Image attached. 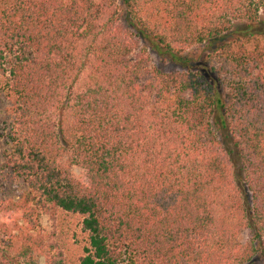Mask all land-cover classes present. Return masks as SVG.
I'll use <instances>...</instances> for the list:
<instances>
[{"label":"trees","instance_id":"obj_1","mask_svg":"<svg viewBox=\"0 0 264 264\" xmlns=\"http://www.w3.org/2000/svg\"><path fill=\"white\" fill-rule=\"evenodd\" d=\"M258 262L264 0H0V264Z\"/></svg>","mask_w":264,"mask_h":264},{"label":"rangeland","instance_id":"obj_2","mask_svg":"<svg viewBox=\"0 0 264 264\" xmlns=\"http://www.w3.org/2000/svg\"><path fill=\"white\" fill-rule=\"evenodd\" d=\"M150 57H151V66L159 67L163 71L172 72V71H178L181 68L177 63L164 60L155 53H150ZM75 172L78 176L82 177V172L79 169H75ZM43 228L46 230L47 235H50L58 239L61 245L65 244L66 242L67 244L66 248L72 247L70 246V244L74 242L73 230L76 229V227L72 223L68 224L67 220L64 217L59 219L58 221H55L54 219L48 216L44 217ZM55 232L56 234H53ZM248 237H249L248 234H246L243 239L246 240L248 239ZM257 264H262V263L258 262Z\"/></svg>","mask_w":264,"mask_h":264}]
</instances>
